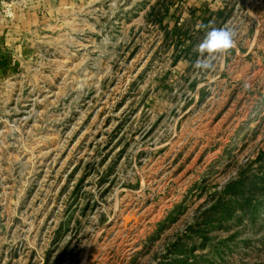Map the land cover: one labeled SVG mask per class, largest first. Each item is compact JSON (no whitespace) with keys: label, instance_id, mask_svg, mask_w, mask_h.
Returning a JSON list of instances; mask_svg holds the SVG:
<instances>
[{"label":"rangeland","instance_id":"374dc122","mask_svg":"<svg viewBox=\"0 0 264 264\" xmlns=\"http://www.w3.org/2000/svg\"><path fill=\"white\" fill-rule=\"evenodd\" d=\"M0 264H264V0H0Z\"/></svg>","mask_w":264,"mask_h":264},{"label":"clouds","instance_id":"9594fccd","mask_svg":"<svg viewBox=\"0 0 264 264\" xmlns=\"http://www.w3.org/2000/svg\"><path fill=\"white\" fill-rule=\"evenodd\" d=\"M207 30L203 39L197 43L193 51L198 55L192 67L198 72H208L214 69L218 56L227 53L236 46V31L228 26L213 27L198 24L197 28Z\"/></svg>","mask_w":264,"mask_h":264},{"label":"trees","instance_id":"16d2710c","mask_svg":"<svg viewBox=\"0 0 264 264\" xmlns=\"http://www.w3.org/2000/svg\"><path fill=\"white\" fill-rule=\"evenodd\" d=\"M244 176V171H240L235 178L225 183L224 187L218 193L219 196L215 204L208 209L207 219H211L216 212L228 211L227 214L233 213L234 207L230 208L228 204L223 203V198L226 196L232 197L237 202L238 200L242 201L241 204H244L245 206H250L248 205V200L251 199V195H253L252 192H260L261 187H257V184H253V181L246 183Z\"/></svg>","mask_w":264,"mask_h":264}]
</instances>
